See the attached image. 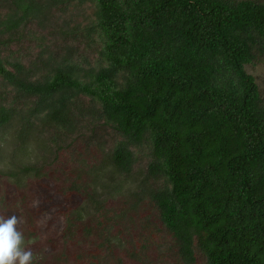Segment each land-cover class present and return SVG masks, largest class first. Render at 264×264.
I'll return each instance as SVG.
<instances>
[{
	"label": "trees",
	"instance_id": "obj_1",
	"mask_svg": "<svg viewBox=\"0 0 264 264\" xmlns=\"http://www.w3.org/2000/svg\"><path fill=\"white\" fill-rule=\"evenodd\" d=\"M91 2L86 16L79 14L85 0H0V76L19 100L6 104L0 89V129L17 120L25 143L36 129L52 127L62 150L91 117L120 136L102 158L113 177L131 176L145 162L137 189L120 196L119 188L115 200L80 180L88 175L86 156L100 150L80 146L69 193L83 188L93 212L83 218L75 198L67 205L61 243L83 245L57 251L52 263L82 264L88 253L81 246L97 243L109 252L124 246L130 262L117 257L116 264H147L151 221L137 222L147 195L152 218L186 264L198 252L207 264H264V95L246 69L264 61V0ZM29 24L62 36L64 53L45 50L29 65L4 55ZM80 43L87 50L78 51ZM113 177L103 185L116 189ZM91 259L101 264L99 254Z\"/></svg>",
	"mask_w": 264,
	"mask_h": 264
},
{
	"label": "rangeland",
	"instance_id": "obj_2",
	"mask_svg": "<svg viewBox=\"0 0 264 264\" xmlns=\"http://www.w3.org/2000/svg\"><path fill=\"white\" fill-rule=\"evenodd\" d=\"M94 8L95 4L91 0H85L84 5L79 6V14L89 16L90 13H93ZM55 13L58 14V11ZM45 31L35 24H29L22 30L21 40L7 43L3 54L10 59H17L29 65L32 60L38 58L39 53H45V50H58L60 53H64L63 44H66V40L58 33L47 34L46 32V35ZM32 32L35 34L34 37ZM97 33L94 34V37L98 48H100L102 47L101 36H99V32ZM40 37L46 40L42 39L41 41ZM74 43H77V40ZM84 49H86L84 44H78V51L82 52ZM246 69L256 78L264 95V61L247 64ZM0 89L4 90L6 104L19 103V100L16 99L15 89L7 85L1 76ZM83 98L85 101L89 100V97ZM81 121L82 124L77 126V131L71 137L66 138L67 142H71L70 145H64L62 150L57 148L58 143L53 142V136L55 137L53 134L56 132L52 127L44 126L41 130L36 129L25 143L20 142L17 137L16 131L19 127L17 120H11L6 127L0 129V170L2 171H0V215L5 218L12 215L17 216L16 228L23 232L25 247L30 248L34 253L36 257L34 261L44 259L46 264H53L52 256L57 251L76 252L75 249L83 245L81 241L77 243V247L70 240L65 244L61 243L67 239V234L63 233V230L67 223L66 214L69 212L67 205H71L73 198H75L76 204L79 203L76 206H81L79 210L83 218H87L93 212V202L89 204L87 202L89 200L86 201L83 188L79 187L80 189L74 197L73 192L69 193L75 186V184L71 185L69 171L77 170L76 167L80 164L77 159V151L81 145L86 153L92 152L94 146L100 147L94 158L91 155L86 156L82 169H85L88 175H84L80 179L82 181L86 178L90 182L92 180V190H96L98 195L108 194V197L118 200L120 198L119 188H121L120 196H122L131 188L132 190L137 189V183H140L143 178V171H139L140 168H144L143 158L137 161L131 176L119 174L113 177L109 172V167L101 165L102 158L116 142H119L120 136L110 125L94 121L91 117L82 118ZM43 141L46 142L48 148H44L45 144L44 147L40 146L44 143ZM59 143L64 144L63 141ZM141 152H147V148ZM139 154L137 153V156L140 157ZM27 166L31 169L22 171ZM112 177L114 180L112 183L117 186L116 189L103 185L105 181L109 182ZM63 186L66 187L64 191ZM142 197L144 199L141 204L142 216L137 222L142 224L147 219L151 221L149 229L145 230L144 234L154 243L147 264H186L174 249L173 239L164 225L158 219L152 218L147 195ZM71 207H74V204ZM113 242L118 243L115 240ZM81 249L85 250L86 254L88 253L86 260H81L82 264H93L91 258L95 253L101 257V264H116L117 257L122 261L129 260L128 257H125L123 245L117 246L112 252L107 251L104 247L98 248L97 243L94 246L87 243V245L81 246ZM194 264H207L205 256L198 252Z\"/></svg>",
	"mask_w": 264,
	"mask_h": 264
},
{
	"label": "clouds",
	"instance_id": "obj_3",
	"mask_svg": "<svg viewBox=\"0 0 264 264\" xmlns=\"http://www.w3.org/2000/svg\"><path fill=\"white\" fill-rule=\"evenodd\" d=\"M16 215H0V264H33L36 259L30 248L25 247V236L17 230Z\"/></svg>",
	"mask_w": 264,
	"mask_h": 264
}]
</instances>
